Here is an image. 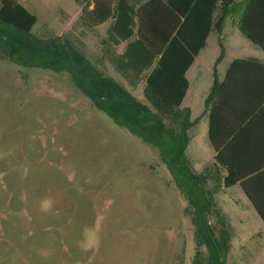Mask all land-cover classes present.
<instances>
[{
	"label": "rangeland",
	"instance_id": "obj_1",
	"mask_svg": "<svg viewBox=\"0 0 264 264\" xmlns=\"http://www.w3.org/2000/svg\"><path fill=\"white\" fill-rule=\"evenodd\" d=\"M19 1L38 18L35 37L60 36L147 105L142 79L113 63L125 45L108 40V24L83 25L75 0ZM224 37L213 34L194 69L215 73L252 45L231 22ZM203 126L198 138L209 149ZM197 175L209 224L228 239L223 264H261L258 237L232 239V211L217 209L208 173ZM195 211L156 148L97 109L68 73L0 53V264H195L208 256Z\"/></svg>",
	"mask_w": 264,
	"mask_h": 264
},
{
	"label": "trees",
	"instance_id": "obj_2",
	"mask_svg": "<svg viewBox=\"0 0 264 264\" xmlns=\"http://www.w3.org/2000/svg\"><path fill=\"white\" fill-rule=\"evenodd\" d=\"M82 6V24L98 28L113 21L108 40L125 45L114 59L115 65L142 79L144 105L122 85L105 78L62 38H38L32 34L38 18L19 0H0V53L23 67L66 72L89 97L95 107L115 124L156 148L173 179L186 194L195 211L197 237L208 249L206 261L195 264H223L228 239L217 238L208 221L211 201L200 176L186 158L190 142L189 111L181 106L189 89L186 73L205 48L210 33L221 34L228 19L257 44L247 23L248 0H77ZM220 17L215 22V13ZM261 46L264 45L261 44ZM223 83L213 89L206 105L212 101L210 138L221 159L216 137V120L222 107ZM248 173H228L225 187L237 184ZM251 174V173H250ZM244 178V177H243ZM189 182L191 188H186ZM248 198L264 221V208L242 183Z\"/></svg>",
	"mask_w": 264,
	"mask_h": 264
},
{
	"label": "crops",
	"instance_id": "obj_3",
	"mask_svg": "<svg viewBox=\"0 0 264 264\" xmlns=\"http://www.w3.org/2000/svg\"><path fill=\"white\" fill-rule=\"evenodd\" d=\"M219 17L218 9L215 13V22ZM228 22L244 35L233 21L228 19L221 34L213 29L205 48L201 50L186 73L189 89L181 109L185 112L189 111L193 126L188 131L190 142L185 154L194 173H208L209 183L214 185L217 209L232 211L229 222L233 227L232 239L235 234H239L238 237H241L240 235L252 237L255 234L258 237L255 242L257 257L260 263L264 264V221L242 186L244 183L264 208V48L261 46L264 45V0H248L247 23L252 34L261 44L253 42L244 35L252 44L247 48V52L239 54L224 67L218 68L215 73L202 74L200 69L194 67L208 48L213 34H217L221 41L225 39L224 32ZM112 23L111 20L102 26L108 24L109 30ZM193 83H196L195 88ZM223 83H225L222 90L224 99L216 120V137L218 143L220 142L221 159L224 163L221 165L216 160L218 151L215 150L210 138L212 101L208 107L206 101L213 89L218 90ZM203 119V127L205 130L207 127L208 130L209 149L205 145L204 148L202 140L198 138ZM205 156L206 163L202 164L201 159ZM228 173L248 174L242 176L234 186L225 187L224 182ZM249 226L250 228H246ZM255 226L256 230L253 231L252 227ZM242 249L240 248V251ZM241 256L243 255H236V257Z\"/></svg>",
	"mask_w": 264,
	"mask_h": 264
}]
</instances>
